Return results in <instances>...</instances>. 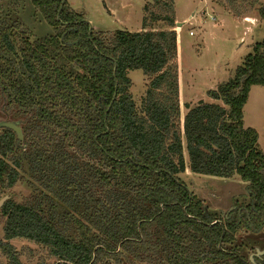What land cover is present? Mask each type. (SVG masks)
I'll use <instances>...</instances> for the list:
<instances>
[{
  "label": "trees",
  "instance_id": "obj_1",
  "mask_svg": "<svg viewBox=\"0 0 264 264\" xmlns=\"http://www.w3.org/2000/svg\"><path fill=\"white\" fill-rule=\"evenodd\" d=\"M62 2L31 0L54 30L34 40L0 6V118L24 135L0 127V194L32 188L0 208V259L24 264L19 240L46 252L40 264H264V153L244 124L251 89L264 86V40L182 121L173 0L146 4L142 31L110 36L90 35L86 16ZM219 4L264 21V0ZM137 70L148 79L140 107ZM187 170L239 179L244 201L211 211L180 179Z\"/></svg>",
  "mask_w": 264,
  "mask_h": 264
},
{
  "label": "rangeland",
  "instance_id": "obj_2",
  "mask_svg": "<svg viewBox=\"0 0 264 264\" xmlns=\"http://www.w3.org/2000/svg\"><path fill=\"white\" fill-rule=\"evenodd\" d=\"M152 0H67L69 6L86 16L96 32L110 36L117 30L142 31L144 6ZM221 0H173L175 5V31L178 34V70L180 86L181 119L187 113L186 105L194 107L200 102H211L207 93L221 83L229 81L245 58L252 53V46L264 40V21L256 11L236 17ZM0 6L17 14L30 31L32 40L52 35L54 30L35 11L31 0H0ZM246 17V18H245ZM178 24H182L178 26ZM166 26L155 23L154 29ZM192 34V35H191ZM132 82L130 93L140 107L145 96L148 79L141 71L129 72ZM4 118H0L2 121ZM6 121V120H4ZM245 128L259 134V148L264 153V86L251 89L244 108ZM185 160L188 157L185 153ZM191 191L204 200L211 211L225 215L232 208L234 199L243 202L245 184L239 179L222 180L192 175L189 170L180 176ZM32 194L27 181L9 192L18 203ZM0 194V201L5 198ZM5 221L0 218V240L4 239ZM21 254L24 264H40L48 260L46 252L32 243L11 242ZM0 259V264H5ZM49 264L52 260L49 259Z\"/></svg>",
  "mask_w": 264,
  "mask_h": 264
},
{
  "label": "water",
  "instance_id": "obj_3",
  "mask_svg": "<svg viewBox=\"0 0 264 264\" xmlns=\"http://www.w3.org/2000/svg\"><path fill=\"white\" fill-rule=\"evenodd\" d=\"M67 0H63L62 5H61V10L63 9L65 3ZM86 23L89 25V34L91 35L94 28L92 24L86 20ZM182 24H178V26H181ZM0 127L3 129H9L12 130L14 133H16L19 142H22L24 140V135H23V130L21 128L20 122H9V121H3L0 123ZM9 200V197H5L0 201V208L3 206V204ZM264 252L257 251V256H262ZM250 260L253 262V256H251Z\"/></svg>",
  "mask_w": 264,
  "mask_h": 264
},
{
  "label": "flooded vegetation",
  "instance_id": "obj_4",
  "mask_svg": "<svg viewBox=\"0 0 264 264\" xmlns=\"http://www.w3.org/2000/svg\"><path fill=\"white\" fill-rule=\"evenodd\" d=\"M6 121H9V120H6ZM3 122V121H2ZM10 122V121H9ZM258 251V250H257ZM260 251V250H259ZM262 252V251H261Z\"/></svg>",
  "mask_w": 264,
  "mask_h": 264
},
{
  "label": "crops",
  "instance_id": "obj_5",
  "mask_svg": "<svg viewBox=\"0 0 264 264\" xmlns=\"http://www.w3.org/2000/svg\"><path fill=\"white\" fill-rule=\"evenodd\" d=\"M139 32V31H138ZM181 93V92H180Z\"/></svg>",
  "mask_w": 264,
  "mask_h": 264
},
{
  "label": "built area",
  "instance_id": "obj_6",
  "mask_svg": "<svg viewBox=\"0 0 264 264\" xmlns=\"http://www.w3.org/2000/svg\"><path fill=\"white\" fill-rule=\"evenodd\" d=\"M192 35V34H191Z\"/></svg>",
  "mask_w": 264,
  "mask_h": 264
}]
</instances>
